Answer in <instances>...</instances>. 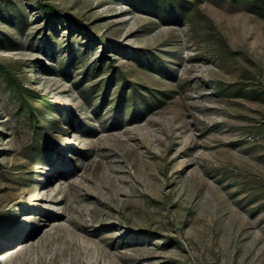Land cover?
I'll list each match as a JSON object with an SVG mask.
<instances>
[{
  "label": "rangeland",
  "instance_id": "374dc122",
  "mask_svg": "<svg viewBox=\"0 0 264 264\" xmlns=\"http://www.w3.org/2000/svg\"><path fill=\"white\" fill-rule=\"evenodd\" d=\"M189 1L0 0V264H264V16Z\"/></svg>",
  "mask_w": 264,
  "mask_h": 264
},
{
  "label": "trees",
  "instance_id": "16d2710c",
  "mask_svg": "<svg viewBox=\"0 0 264 264\" xmlns=\"http://www.w3.org/2000/svg\"><path fill=\"white\" fill-rule=\"evenodd\" d=\"M240 1L247 8V10L257 13L261 16H264V0H233ZM136 8H142L149 12H156L157 14H162L163 17H175L180 19L186 13L188 5L191 1L189 0H130ZM43 12H46V24H50L52 26L54 13L52 10L46 11L45 9H41ZM11 17H16L19 19L22 17L21 11L17 12L15 15L11 14ZM69 22V19L65 20ZM84 98L90 103V99L84 95ZM123 101H129L130 104L136 103V97L134 96V92L131 93L129 98L125 96V87L123 86L118 93V103ZM128 107V106H127Z\"/></svg>",
  "mask_w": 264,
  "mask_h": 264
},
{
  "label": "bare ground",
  "instance_id": "6f19581e",
  "mask_svg": "<svg viewBox=\"0 0 264 264\" xmlns=\"http://www.w3.org/2000/svg\"><path fill=\"white\" fill-rule=\"evenodd\" d=\"M9 251H10L12 254H14V253L16 252V251H12V250H9ZM12 254H11V255H12ZM6 255H7V254H6ZM6 255H4V256H6Z\"/></svg>",
  "mask_w": 264,
  "mask_h": 264
}]
</instances>
